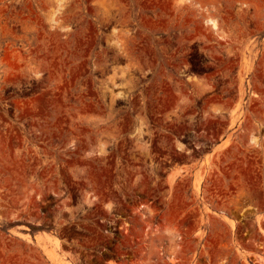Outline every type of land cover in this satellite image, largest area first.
<instances>
[{"label":"rangeland","instance_id":"obj_1","mask_svg":"<svg viewBox=\"0 0 264 264\" xmlns=\"http://www.w3.org/2000/svg\"><path fill=\"white\" fill-rule=\"evenodd\" d=\"M0 264H264V0H0Z\"/></svg>","mask_w":264,"mask_h":264}]
</instances>
